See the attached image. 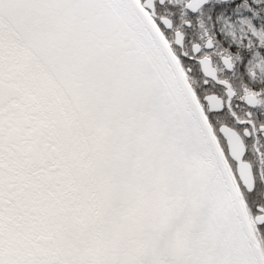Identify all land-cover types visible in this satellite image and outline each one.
Returning a JSON list of instances; mask_svg holds the SVG:
<instances>
[{
    "label": "snow or ice",
    "instance_id": "snow-or-ice-1",
    "mask_svg": "<svg viewBox=\"0 0 264 264\" xmlns=\"http://www.w3.org/2000/svg\"><path fill=\"white\" fill-rule=\"evenodd\" d=\"M0 264H264V0H0Z\"/></svg>",
    "mask_w": 264,
    "mask_h": 264
}]
</instances>
